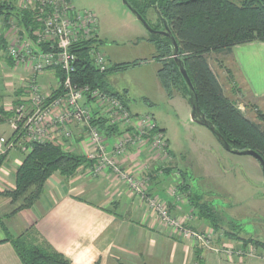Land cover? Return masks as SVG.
<instances>
[{"label": "crops", "instance_id": "obj_1", "mask_svg": "<svg viewBox=\"0 0 264 264\" xmlns=\"http://www.w3.org/2000/svg\"><path fill=\"white\" fill-rule=\"evenodd\" d=\"M224 54L229 56L227 69L233 75L237 87L254 98H263L264 41L239 44ZM3 56L9 70L4 75V86L9 88L11 96L9 100L0 102L8 118L15 99L21 94L20 87L27 71L19 67L17 69L21 70L16 72L15 67L9 65L4 51ZM56 79L54 70H46L39 77L44 89L50 92L56 85ZM87 105L92 112L98 111L93 102L88 101ZM7 118L3 122L8 124ZM79 130L81 128L76 127L70 140L71 151L84 155L94 145ZM120 130L119 127L114 133L106 135L108 149H111ZM10 134L11 128L7 136ZM23 157L24 152L19 148L7 151L0 166V191L14 188L15 173ZM158 157L157 152L150 150L145 143L141 147L130 148L127 155L119 158L118 163L124 170L135 172L136 175L142 173L139 171L142 162L149 163L152 180L146 185L147 192L159 196V200L170 205L171 213L186 222V226L188 224L195 230H201L204 226L202 221L205 220L194 207V197L188 195L187 199H176L171 195L175 184L183 192H189L185 177L181 176L182 179L178 180V172L154 174L156 168L166 162L174 166L171 158L156 160ZM89 164L82 165L68 178L58 172L51 174L45 181L42 194L29 208L11 213L17 204L0 196V213L5 227L0 224V264H22L9 238L31 225L43 240L71 264H196L191 238L160 222L118 175L105 170L95 177L91 176ZM178 181L182 182L180 187ZM188 215L190 218L186 220ZM216 256L221 259L219 262L217 260V264L264 260L260 255L238 258L206 251L201 255V264H210L208 262L215 260Z\"/></svg>", "mask_w": 264, "mask_h": 264}, {"label": "rangeland", "instance_id": "obj_2", "mask_svg": "<svg viewBox=\"0 0 264 264\" xmlns=\"http://www.w3.org/2000/svg\"><path fill=\"white\" fill-rule=\"evenodd\" d=\"M234 1L239 3L240 0ZM12 2L18 9L22 3L21 0ZM70 2L75 9L90 10L94 13L98 20V37L102 40V50L110 62L136 63L108 74L107 87L123 96L122 99L132 114L137 116L148 114L162 129L167 150L171 154V163L177 171L184 172L186 184L190 189L185 193L174 183L172 189L174 193L180 195L179 199L182 197L187 199L188 195L194 197L193 200L200 198L215 212L218 226L205 220L202 221L204 226L198 231L209 238L214 246L219 247L222 251L217 252L219 254L224 250H241L242 253L251 252L256 254L254 256L264 257V181L257 160L251 155L235 154L224 149L206 127L191 120L190 106L186 99L176 90L172 91L171 96L166 94L157 78L160 62L156 57L158 51L155 42L150 39L148 30L121 0H70ZM147 19L152 25L158 22L152 10L147 12ZM3 23L8 25L6 37L8 34L10 36L15 30L13 26L15 23L11 20ZM154 37L155 41H163L162 36ZM1 39L3 42L0 41V48L3 50L0 49V101H7L11 93L9 88L4 86V75L9 70L3 58V51L5 52L7 48L8 39L5 42V37ZM228 60V54L207 55L208 64L222 85L224 94L248 119L260 124L264 130L262 118L264 97L254 98L237 87L233 75L227 69ZM13 67L16 72L21 70L17 69L18 66ZM0 132H2L0 135L9 137L7 135L10 128L7 123H0ZM164 149L163 153L156 150L160 154L156 160L168 159L166 146ZM147 165L151 166L149 163ZM164 165L169 166V162ZM178 184L180 187L182 182L178 181ZM154 197L161 199L157 195ZM164 203L171 210V206ZM0 216L2 217L1 213ZM33 227L31 225L13 237L23 235L22 237L27 240L36 238ZM187 227L193 229L188 224ZM186 236L193 240L194 250L198 255L195 261L198 264L202 253L209 250L197 247L194 238ZM217 260L219 262L221 259L216 256L215 260L208 263L217 264ZM243 264H264V260H247Z\"/></svg>", "mask_w": 264, "mask_h": 264}, {"label": "trees", "instance_id": "obj_3", "mask_svg": "<svg viewBox=\"0 0 264 264\" xmlns=\"http://www.w3.org/2000/svg\"><path fill=\"white\" fill-rule=\"evenodd\" d=\"M128 1L152 28L162 29L163 21L167 23L178 45L179 58L192 83L199 109L225 141L236 149H252L264 160V130L260 124L248 119L244 112L224 94L222 85L207 61V55L210 53H229L236 45L264 41V0H240L239 3L234 0ZM149 10L157 16L158 22L155 25L147 19ZM36 18L34 8L18 9L12 0H0V21L11 20L21 30L31 34L36 27ZM150 35L158 51L156 57L160 67L157 70V78L161 87L169 96L173 90H176L186 99L189 91L172 56L171 42L163 35ZM154 35L162 36L163 41H155ZM0 41L3 42L2 39ZM98 45H102V40H98ZM87 48V42H79L70 47V51L77 57L75 81L79 85L87 84L100 88L119 98L127 108L123 96L107 87V76L136 63H111L108 70L99 72L89 58ZM6 59L9 65L14 66L12 61ZM92 114V122L96 123L107 136L119 129V126H109L106 118L98 116V112L94 111ZM7 115L0 102V123L6 120ZM156 127L163 135L162 129L157 124ZM120 129L121 133L122 128ZM12 135L13 132L9 137ZM166 152L168 153V150ZM6 153L0 154V166L6 158ZM170 158L168 153V159ZM89 163L91 162L84 155L65 151L58 144L33 142L30 144V150L24 152L22 162L16 170L14 188L0 191V196H5L11 203L17 204L11 213L29 208L42 194L45 181L51 174L58 172L68 178L82 165ZM164 164L156 168L154 174L178 172V180L182 179L181 176L184 178L183 171H177L173 165V168L165 167ZM149 172L148 175L151 177ZM193 203L204 220L218 226L217 217L214 216L215 212L210 206L200 198L193 200ZM2 217L0 216V224L4 227ZM33 228L36 238L27 240L22 237L23 235L9 238L22 264H71L40 237L35 227ZM199 263L201 264L202 261Z\"/></svg>", "mask_w": 264, "mask_h": 264}, {"label": "built area", "instance_id": "obj_4", "mask_svg": "<svg viewBox=\"0 0 264 264\" xmlns=\"http://www.w3.org/2000/svg\"><path fill=\"white\" fill-rule=\"evenodd\" d=\"M21 1L19 9L32 7L36 10V27L28 34L12 24L15 30L6 37V24L0 21V40L5 37V42L8 39L6 58L14 66L27 71L20 87L21 94L15 99L11 115L7 118L13 135H0V154L16 148L28 152L33 142H52L65 151H71L70 140L76 127H79V131L94 145L93 149L84 153L91 162L88 167L91 176L95 177L105 170L118 175L134 195L147 204L160 222L180 234L191 236L201 249L216 253L221 251L200 231L187 227L186 222L175 217L164 201L147 192L146 185L150 180L147 163H141L139 171L142 173L139 175L119 165V158L127 155L130 148L141 147L146 143L150 150L163 153L166 142L152 116L132 114L119 98L98 87L79 85L75 81L77 57L70 51V47L76 43L89 42L87 52L99 72H105L111 66L102 46L98 45V20L94 13L75 9L70 0ZM46 70L57 73L52 92L44 89L39 80ZM88 101L97 106L99 116L105 117L109 126L122 128L111 149L107 148L106 134L92 122L93 112L87 105ZM171 194L176 199L180 198L174 190ZM223 253L238 258L256 255L251 252L242 253L241 250H224Z\"/></svg>", "mask_w": 264, "mask_h": 264}, {"label": "water", "instance_id": "obj_5", "mask_svg": "<svg viewBox=\"0 0 264 264\" xmlns=\"http://www.w3.org/2000/svg\"><path fill=\"white\" fill-rule=\"evenodd\" d=\"M121 2L131 11V13L136 17V19L148 30L150 34H160L168 38V40L171 42L173 49H172V56L174 58V61L179 69V72L187 85L188 88V96L186 98V101L188 102L190 106V118L193 122L200 124L204 127H206L216 138V140L220 143V145L226 149L229 152L235 153V154H248L253 156L261 169L263 181H264V160L262 156H260L256 151L252 149H236L233 148L225 139L222 137V135L218 132V130L214 127V125L205 117V115L201 112L199 109L196 96L194 94V89L192 86V83L187 75V72L183 66L182 60L179 58V51H178V45L175 41L174 36L170 32V29L165 21H163V28L162 29H154L150 26V24L147 22V20L129 3L128 0H121Z\"/></svg>", "mask_w": 264, "mask_h": 264}]
</instances>
